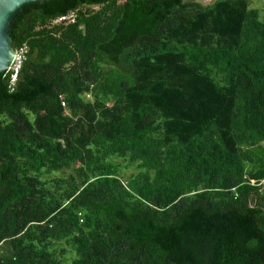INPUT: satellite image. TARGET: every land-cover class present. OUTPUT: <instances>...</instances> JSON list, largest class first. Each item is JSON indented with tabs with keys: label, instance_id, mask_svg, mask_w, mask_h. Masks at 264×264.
Instances as JSON below:
<instances>
[{
	"label": "trees",
	"instance_id": "obj_1",
	"mask_svg": "<svg viewBox=\"0 0 264 264\" xmlns=\"http://www.w3.org/2000/svg\"><path fill=\"white\" fill-rule=\"evenodd\" d=\"M253 1L25 7L27 58L0 77V264H264Z\"/></svg>",
	"mask_w": 264,
	"mask_h": 264
},
{
	"label": "water",
	"instance_id": "obj_2",
	"mask_svg": "<svg viewBox=\"0 0 264 264\" xmlns=\"http://www.w3.org/2000/svg\"><path fill=\"white\" fill-rule=\"evenodd\" d=\"M52 0H0V77L7 73L15 59L11 31L15 20L25 7L45 4Z\"/></svg>",
	"mask_w": 264,
	"mask_h": 264
},
{
	"label": "built area",
	"instance_id": "obj_3",
	"mask_svg": "<svg viewBox=\"0 0 264 264\" xmlns=\"http://www.w3.org/2000/svg\"><path fill=\"white\" fill-rule=\"evenodd\" d=\"M75 18L74 14L70 15ZM70 16L62 17L58 19L56 22H64L67 21ZM74 22V19L73 21ZM28 49L24 46L16 50L15 59L13 61V64L10 68V70L6 74H11V83L12 85H15V83L18 80L19 72L27 58ZM64 104V103H63Z\"/></svg>",
	"mask_w": 264,
	"mask_h": 264
},
{
	"label": "rangeland",
	"instance_id": "obj_4",
	"mask_svg": "<svg viewBox=\"0 0 264 264\" xmlns=\"http://www.w3.org/2000/svg\"><path fill=\"white\" fill-rule=\"evenodd\" d=\"M216 0H201V2L204 4V5H210L212 3H214ZM252 8L254 9H257L260 11V15H261V18L264 20V0H254L253 3H252ZM74 19V17L70 16V18H68L67 21H64V22H72ZM133 171V169L131 170H126L124 171L123 173L126 174V173H131ZM64 248H66L65 246H63ZM67 261H68V256H67Z\"/></svg>",
	"mask_w": 264,
	"mask_h": 264
}]
</instances>
